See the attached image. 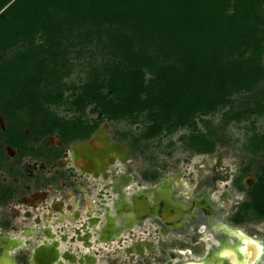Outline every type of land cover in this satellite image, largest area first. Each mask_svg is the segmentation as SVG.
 I'll return each instance as SVG.
<instances>
[{
  "label": "trees",
  "instance_id": "16d2710c",
  "mask_svg": "<svg viewBox=\"0 0 264 264\" xmlns=\"http://www.w3.org/2000/svg\"><path fill=\"white\" fill-rule=\"evenodd\" d=\"M75 46L100 55L78 84L64 81ZM0 51L9 53L0 102L11 125L58 132L67 143L88 138L103 117L142 115L141 139L192 126L189 145L210 152L216 139L196 128L199 113L247 92L227 117L264 116V0H0ZM67 101L80 112L93 104L103 117L86 126L50 112ZM250 144L263 148L264 136ZM249 194L245 205L264 215V168Z\"/></svg>",
  "mask_w": 264,
  "mask_h": 264
},
{
  "label": "flooded vegetation",
  "instance_id": "af4514ba",
  "mask_svg": "<svg viewBox=\"0 0 264 264\" xmlns=\"http://www.w3.org/2000/svg\"><path fill=\"white\" fill-rule=\"evenodd\" d=\"M2 107L4 104L0 102V108ZM11 124H13L11 117L8 122H4L0 114L1 245L5 244L6 237L17 234L10 232L14 229L12 214H1L2 202L11 203V198L18 191L20 193L18 197L22 202L41 201L44 191L38 190L34 194L29 191L30 181L34 178L46 177L49 173L51 177L54 175L59 180H64L65 173L66 177L71 179L74 177L79 179L81 175L87 178L102 176L105 179L111 176L108 169L107 176L92 171L90 174H85V171L95 165L94 161L76 158L73 151L76 142L91 139L105 124L108 125L104 120L88 138L75 139L69 143L63 141L59 133L55 138L54 134L39 135L33 133L28 126ZM109 135L113 141L119 143L110 132ZM247 166L242 167L231 179V187L236 192H245L242 197L246 198L240 200L238 197L229 204L226 203L228 190L221 189L219 174L212 176L206 174L200 177L194 194L189 197L183 195L181 186L173 184L175 176L155 179L151 174L150 181H146L148 177L145 176V179L138 181L139 185L144 186L143 189L131 194L138 199L139 215H136L137 212L131 214L125 210L126 201L120 194L124 186L118 184L115 188L120 198L114 202L116 206L113 212H110V208H106L105 213H108L109 217L119 215V218L113 219V225L107 226L98 236L90 234L89 228L79 235L82 239L80 242L91 244L95 252L88 250L80 254L76 247V251L68 253V256L74 258L75 264H93L99 252V248H95L98 242L112 243L115 240L117 245H122L119 243L124 244V241L131 238L129 235L134 234L136 235L134 241L142 242L144 249L141 250L140 247L138 249L136 242L125 246L127 252L139 254V259H134L132 264H264V222L259 223L260 220L255 217L262 215L253 205H245L252 200L249 191L257 181V178L254 181L252 178L245 179L243 169ZM119 174L122 184L131 181L126 170ZM110 183V181L106 182L105 185L109 186ZM37 196L42 198L33 200V197ZM249 208L253 212H249ZM77 216L81 217L79 211ZM38 217H35L36 222ZM136 227H139V236L135 233ZM148 227L153 228L151 229L153 231ZM24 230L25 228L22 231ZM149 243L153 248L149 247ZM180 250H189L188 255L186 257L181 255ZM13 257L18 262L23 258L19 253H13ZM110 260L116 264L117 259L110 258Z\"/></svg>",
  "mask_w": 264,
  "mask_h": 264
},
{
  "label": "rangeland",
  "instance_id": "374dc122",
  "mask_svg": "<svg viewBox=\"0 0 264 264\" xmlns=\"http://www.w3.org/2000/svg\"><path fill=\"white\" fill-rule=\"evenodd\" d=\"M79 48V46H75L71 49L70 69L64 77V81L67 83L83 82L86 79V72L89 70V61L92 59L93 62H97L100 58L99 54L95 55V58H91L89 52L78 55ZM8 54L6 51H0V60ZM261 86L264 87V83ZM70 93V89L64 91L65 96H69ZM74 96L72 94L68 101ZM250 97L251 95L247 92L235 94L231 105L220 107L214 112L199 113L196 116V128L203 132L211 131L216 139L215 149L210 152H199L195 147L189 145L188 137L193 130L192 126L180 127L170 133L162 132L155 137L141 139L140 134L147 126V121L143 119L142 115L109 119L103 117L93 104H88L83 112L69 109L68 101L50 104L49 110L56 116L68 121L80 120L86 126L103 117L102 121L104 120L108 124L111 136L128 150V157L122 163L117 161L109 165L108 172L111 176L107 179L102 176L87 178L83 175L79 176V179L75 177L71 179L66 177V173L64 180H59L54 175L51 177L50 173L46 177L32 178L29 191L32 194L38 190L44 191L45 194L41 201L22 202L18 197L20 194L18 191L11 198V203L2 202L1 214H12L11 220L14 223V229L10 232L20 233L26 226L39 228L46 222H53L58 216L71 217L76 210L82 217H85L86 211L98 209L102 214H96V212L94 214L103 220L106 208H110V212H113L111 207L120 198L115 186L118 184L124 186L126 196H128L132 190L136 189L134 182L137 183L139 180L145 179V176L148 177L146 181H150L149 175L151 176V174L155 176V179L175 176L173 184L181 186L185 197L194 194L200 177L206 174L211 176L219 174L221 189L228 190L226 203L229 204L238 197L243 200L246 198L242 197L245 192H236L231 187V179L240 172L242 167L250 165L251 169L244 174V177L245 179L252 178L254 181L257 178V173L264 168V147L255 150L250 144L252 137L264 136V116L253 114L246 119L237 121L229 119L227 112L240 108L242 103ZM0 111L3 121L8 122L9 116L1 108ZM53 134L55 138L58 137V132ZM53 141H57V139H53ZM119 169L126 170L131 181L128 180L122 184ZM107 180L111 182V185H105ZM144 183L147 184L145 181ZM57 201L62 205L60 209L55 208ZM46 210L55 213L54 216L43 218ZM248 211L253 212L250 208ZM38 216L41 219L40 223L35 221V217ZM255 217L260 220L259 223L264 222V215L261 216L262 218L257 215ZM135 231L139 236V227L135 228ZM104 243L108 245V248ZM130 243L125 241L123 245H117L115 240L112 243L98 242L95 248H102L97 253L96 264H114L110 258L117 259L116 264H132L134 259H139V254L126 251L125 246Z\"/></svg>",
  "mask_w": 264,
  "mask_h": 264
},
{
  "label": "water",
  "instance_id": "95a60500",
  "mask_svg": "<svg viewBox=\"0 0 264 264\" xmlns=\"http://www.w3.org/2000/svg\"><path fill=\"white\" fill-rule=\"evenodd\" d=\"M94 136L82 142L95 141ZM131 200V203L125 202V210L131 214L137 212L136 215H139L137 211L139 209L138 199L135 196H131ZM147 200L149 201L148 197ZM91 210L92 214L87 213L85 217L73 218L72 216H58L53 222H46L52 224V226H56V228L53 227L55 233L51 236V239L54 238L51 244L43 240L45 233L40 224L39 228L34 229L35 232L32 233L26 245L23 247H19V242L14 236L6 237L5 244L1 245L0 243V264H75L74 258L68 256V253L70 254V252H72L70 250L71 248H66L64 244H70V241L72 242L75 236H77L76 240H82L79 238V235L81 232H85L86 227L89 228L90 234L98 236L100 232L105 231L107 226L113 225V219L119 218V215L109 217V214L104 212L102 220L100 216L94 214V212H96V214L98 213V209ZM67 218H69V221L72 220L73 222L67 221ZM75 227L77 228L76 231H74ZM63 231L68 234H62ZM32 237L33 239H31ZM13 253H19L23 257L22 261L18 262L13 257Z\"/></svg>",
  "mask_w": 264,
  "mask_h": 264
},
{
  "label": "bare ground",
  "instance_id": "6f19581e",
  "mask_svg": "<svg viewBox=\"0 0 264 264\" xmlns=\"http://www.w3.org/2000/svg\"><path fill=\"white\" fill-rule=\"evenodd\" d=\"M94 137H95V141L76 142L75 145L73 146L74 156L76 158H81L83 160L85 159L87 161H91V160L94 161L95 165L92 168H89V170H87V172L85 171L84 172L85 174H90V171H92V172L104 173L107 176V169H108L109 165L116 162L117 160L119 161V163L124 162L126 160V158L128 157V150L126 148H124L123 145H121L118 142L113 141L110 138L106 124L103 126V128L100 131H98L95 134ZM123 171L124 170L119 169V173L123 172ZM107 182H109V180H107ZM134 184H135L136 189L132 190V192L133 191L139 192V189L141 190L144 187L142 185H139V182H137V183L134 182ZM122 189H124V190H121L120 194H121L122 199H124L126 196V192H125L126 189L123 187H122ZM37 198H42V197H35V199H37ZM103 201H105V200H103ZM115 206H116V204L113 205V207H111V208L114 209ZM89 213L92 214V210H90ZM98 213L100 215L102 214L101 211H98ZM50 215L51 214H49L48 212H45L43 218L47 219L50 217ZM77 215H78V210L75 211L74 213H72L73 218H79ZM40 220L41 219L38 217L37 221L40 222ZM50 223L42 224V225H44L42 229L46 228V229H48V231H50L49 234L45 235L43 240H46L48 243L51 244V242L54 240V238L51 239V236L54 235V233H55L54 228H56V226H52V224H50ZM99 223H100V221H99ZM138 226H139V223H138ZM87 228L88 227H86V229ZM136 228H138V227H136ZM76 230H77V228L75 227L74 231H76ZM142 231H145V230H142ZM33 232H35V230H33V231L29 230L26 238H23V235L19 237L16 234L14 236V238L17 239V241L19 242V247H23L24 245H26L28 237H31ZM81 233H83V232H81ZM62 234H68V233L63 231ZM129 236H131V238L127 239L128 242H131V243L136 242L138 245L137 246L138 249H139V247L141 250L144 249L142 242L139 243V240L134 241L133 238H135L136 235L133 234V235H129ZM72 237H74V236H72ZM76 237L77 236L74 237L72 242L70 241V244H67V245L64 244V246L66 248H69V249L71 248L70 249L71 251H76V247H77V250H78V252H80V254H84V252H87L88 250L91 252L92 251L95 252L94 248L91 247V244L81 243L79 240H76ZM100 244H103V243H100ZM104 244L107 245L106 243H104ZM119 244L123 245V243H121V242ZM149 247L153 248V245L149 243ZM98 248L100 249L102 247H98ZM107 248H108V245H107ZM15 252H16V250H15ZM188 252H189V250H180V254L185 256V257L188 255ZM95 262H97L96 259L94 260L93 264H96Z\"/></svg>",
  "mask_w": 264,
  "mask_h": 264
},
{
  "label": "crops",
  "instance_id": "0c3cea01",
  "mask_svg": "<svg viewBox=\"0 0 264 264\" xmlns=\"http://www.w3.org/2000/svg\"><path fill=\"white\" fill-rule=\"evenodd\" d=\"M133 192H134V191H133ZM133 192H132V193H133ZM132 193L128 194V196H125L124 200H125L126 202H128V203H131V202H132V201H131V194H132ZM37 197H39V196H37ZM33 200H35V197H33ZM61 207H62V205H61L60 202H58V201L55 202V208H56V209H60ZM45 212H48V213L51 214L52 216H54L53 214H55V213H53V212H49V211H47V210H46ZM41 226H42V228H43L44 225H41ZM35 228H36V227H33V226H26V227H25V230H24V231H21L20 233H17V235H18L19 237L23 235V238H26V237H27V233H28V231H29V230L33 231ZM43 230H44L45 235L50 233V231H48V229H46V228H44Z\"/></svg>",
  "mask_w": 264,
  "mask_h": 264
}]
</instances>
